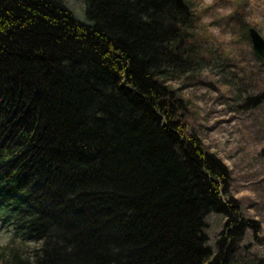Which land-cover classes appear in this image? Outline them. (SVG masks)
<instances>
[{
    "label": "trees",
    "instance_id": "obj_1",
    "mask_svg": "<svg viewBox=\"0 0 264 264\" xmlns=\"http://www.w3.org/2000/svg\"><path fill=\"white\" fill-rule=\"evenodd\" d=\"M82 1L87 22L64 0H0V220L33 243L0 259L229 264L250 223L166 80L194 50L189 2Z\"/></svg>",
    "mask_w": 264,
    "mask_h": 264
},
{
    "label": "rangeland",
    "instance_id": "obj_2",
    "mask_svg": "<svg viewBox=\"0 0 264 264\" xmlns=\"http://www.w3.org/2000/svg\"><path fill=\"white\" fill-rule=\"evenodd\" d=\"M187 1L192 20L186 45L194 50L187 65L172 67L166 80L186 101L187 131L229 167V194L251 224L229 264H264V60L254 55L248 34L254 27L264 38V0ZM64 2L87 22L82 0ZM205 221L215 250L224 216L212 212ZM15 246L33 243L13 239L11 227L0 220V250Z\"/></svg>",
    "mask_w": 264,
    "mask_h": 264
},
{
    "label": "water",
    "instance_id": "obj_3",
    "mask_svg": "<svg viewBox=\"0 0 264 264\" xmlns=\"http://www.w3.org/2000/svg\"><path fill=\"white\" fill-rule=\"evenodd\" d=\"M249 38L252 44L254 55L261 61L264 60V38L260 33L254 28L251 27L248 30Z\"/></svg>",
    "mask_w": 264,
    "mask_h": 264
}]
</instances>
